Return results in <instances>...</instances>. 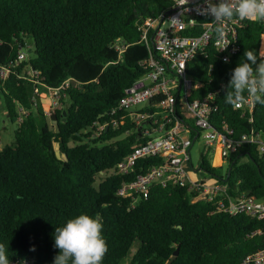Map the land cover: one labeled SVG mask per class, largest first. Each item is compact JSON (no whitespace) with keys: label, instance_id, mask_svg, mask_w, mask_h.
<instances>
[{"label":"trees","instance_id":"1","mask_svg":"<svg viewBox=\"0 0 264 264\" xmlns=\"http://www.w3.org/2000/svg\"><path fill=\"white\" fill-rule=\"evenodd\" d=\"M170 6V0H0V66L8 69L0 79V106L11 122L22 118L13 141L0 148V243L8 245L10 261L52 264L55 227L80 213L103 224L108 251L102 264H166L176 247L171 264H237L264 248V218L219 211L218 196L193 200L196 190L159 184L136 200L116 194L159 156L139 160L127 175L107 174L148 139L129 113L113 109L144 73L148 50L139 38L140 21ZM263 32L261 21H247L228 62L208 47L188 63V73L203 84L189 100L223 84L210 123L218 132L232 129V138L251 130L264 134V106L255 104L249 114L224 99L231 70L244 51L258 52ZM19 51L25 53L21 61ZM65 80L51 119L34 87L47 91ZM184 127L195 135L193 125ZM210 153L200 154V168L231 196L264 198V154L256 145H242L219 165L211 164Z\"/></svg>","mask_w":264,"mask_h":264},{"label":"built area","instance_id":"2","mask_svg":"<svg viewBox=\"0 0 264 264\" xmlns=\"http://www.w3.org/2000/svg\"><path fill=\"white\" fill-rule=\"evenodd\" d=\"M170 1L171 6L168 9L148 15L140 21L139 38L148 50L147 57L141 61L144 73L132 86L125 89L124 95L113 109V112L121 110L129 113L133 124L139 126L141 133L148 136V139L135 146L107 174L127 175L134 171L139 160L159 156L160 162L139 172L132 179L124 180L116 194L122 197L132 196L133 200H136L139 196L146 195L154 184L187 186L189 190L198 191L193 200L211 201L218 196L215 200L219 211L231 215L245 213L259 219L264 218V201L260 198L245 193L233 197L216 177L213 178L215 182L210 183L203 179H193L189 173L192 166L190 147L199 137L205 146L204 152L218 150L221 159L244 144H254L257 152L264 154V140L261 139L259 131L251 130L232 138V129L225 127L224 132H218L210 123V114L217 109L215 95L221 91L223 84L200 98H187L191 90L203 87L200 81L188 73V63L208 47L217 52L222 62H228L240 49L239 28L250 20L241 21L234 18L226 21L222 25L223 35L220 36L215 32L210 17L195 11L201 6L195 0H189L186 4L184 0ZM261 23L264 25V21ZM262 36L264 32L261 38ZM260 51L259 47L258 53ZM24 58L25 53L19 51L17 61ZM210 70L211 65L207 69L209 77ZM7 73L8 69L0 66V79L5 78ZM29 74L38 77L39 73L31 70ZM146 80L148 82L144 83ZM68 85L69 81L65 80L58 87L47 90L52 99L49 110H45L48 114L52 113L51 108L58 104L62 90ZM39 92V87L35 86V95ZM254 106L255 104L250 102L239 107L234 105L236 109H242L249 114ZM176 111L181 116H178ZM21 119L18 117L16 122ZM184 125H193V137ZM100 128L101 125L98 130ZM255 233L256 231L252 234ZM22 261L24 264H32L33 260ZM10 264L21 263L10 261ZM237 264H264V248L246 255Z\"/></svg>","mask_w":264,"mask_h":264},{"label":"clouds","instance_id":"3","mask_svg":"<svg viewBox=\"0 0 264 264\" xmlns=\"http://www.w3.org/2000/svg\"><path fill=\"white\" fill-rule=\"evenodd\" d=\"M189 0H184V4ZM198 14L210 17L215 32L222 36V25L234 18L241 21H264V0H195ZM226 47V46H225ZM224 47V48H225ZM222 48V49H224ZM243 60L231 70L225 89V103L236 105L259 104L264 106V51L248 49ZM259 59V62H258ZM227 62V61H226ZM103 224L98 216L80 213L55 227L54 247L58 253L52 264H102L108 251L102 235ZM0 264H10L8 245L0 243ZM21 264H24L21 261Z\"/></svg>","mask_w":264,"mask_h":264},{"label":"rangeland","instance_id":"4","mask_svg":"<svg viewBox=\"0 0 264 264\" xmlns=\"http://www.w3.org/2000/svg\"><path fill=\"white\" fill-rule=\"evenodd\" d=\"M147 10V9H146ZM260 50L264 51V36H262L260 44H259ZM41 95V101H42V107L45 110H49L50 106L52 105V99L49 97L47 94V91L41 90L40 91ZM0 110H2V114H0V148L3 147L5 144L10 143L13 141V130L16 127V122H11L8 117L5 115V111L3 108L0 106ZM261 139L264 140V134L261 133L260 135ZM55 148V153L58 157L63 158V155L59 153L57 150V145L54 144ZM205 151V146L203 145V141L201 137H199L190 147V152H191V163L193 168H189V173L190 176L193 179H203L206 182H215V179L211 178L210 175H208L204 170L200 168V154L204 153ZM217 154L215 152H211L208 156L209 161L213 165V162L215 165H219L221 162L219 154H218V159ZM218 160V161H217ZM225 169V163H222V166L220 168L221 172H223ZM195 170H197L195 172ZM101 174V172H100ZM262 201H264V198H261Z\"/></svg>","mask_w":264,"mask_h":264},{"label":"water","instance_id":"5","mask_svg":"<svg viewBox=\"0 0 264 264\" xmlns=\"http://www.w3.org/2000/svg\"><path fill=\"white\" fill-rule=\"evenodd\" d=\"M30 42H31V39L29 38L28 39V44H30ZM147 82H148V80L144 81V83H147ZM36 99H37L38 102H40V98L39 97H37ZM50 117H51V119L55 118L54 114H51ZM177 254H178V247L175 248V250L173 251L171 257L168 259L166 264H171L172 261L176 258Z\"/></svg>","mask_w":264,"mask_h":264},{"label":"crops","instance_id":"6","mask_svg":"<svg viewBox=\"0 0 264 264\" xmlns=\"http://www.w3.org/2000/svg\"><path fill=\"white\" fill-rule=\"evenodd\" d=\"M217 151H218V150L215 151V154L217 153ZM190 153H191V152H190ZM213 165H214V162H213ZM191 167L193 168V166H190V168H191ZM196 171H197V170H195V172H196Z\"/></svg>","mask_w":264,"mask_h":264},{"label":"bare ground","instance_id":"7","mask_svg":"<svg viewBox=\"0 0 264 264\" xmlns=\"http://www.w3.org/2000/svg\"><path fill=\"white\" fill-rule=\"evenodd\" d=\"M216 154H218V151H217V153Z\"/></svg>","mask_w":264,"mask_h":264}]
</instances>
